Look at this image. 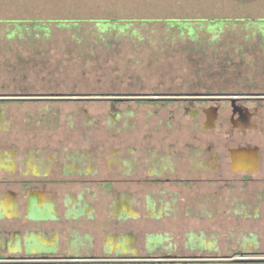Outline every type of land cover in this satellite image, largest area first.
<instances>
[{
  "label": "flooded vegetation",
  "instance_id": "obj_1",
  "mask_svg": "<svg viewBox=\"0 0 264 264\" xmlns=\"http://www.w3.org/2000/svg\"><path fill=\"white\" fill-rule=\"evenodd\" d=\"M256 23L230 37L237 51L182 53L185 74L163 91L66 94L33 74L32 92L0 99V264H264ZM91 187L99 228L71 206ZM118 197L137 218L106 215Z\"/></svg>",
  "mask_w": 264,
  "mask_h": 264
},
{
  "label": "rangeland",
  "instance_id": "obj_2",
  "mask_svg": "<svg viewBox=\"0 0 264 264\" xmlns=\"http://www.w3.org/2000/svg\"><path fill=\"white\" fill-rule=\"evenodd\" d=\"M250 21L264 25V0H0V99L38 80L66 94L163 91L185 74L182 53L237 51L227 42Z\"/></svg>",
  "mask_w": 264,
  "mask_h": 264
},
{
  "label": "crops",
  "instance_id": "obj_3",
  "mask_svg": "<svg viewBox=\"0 0 264 264\" xmlns=\"http://www.w3.org/2000/svg\"><path fill=\"white\" fill-rule=\"evenodd\" d=\"M96 187H91L90 188V192H88V196L85 194V198L86 200L83 202H79V200L74 197L73 199V203H72V210L74 213H76L77 211L80 212V215H82V218L84 217H88V218H93L95 217L96 220V224L94 223L95 226H98V228L101 226L100 222L102 223V221H104V217L99 219V212L100 210L103 208V201L102 200V204L97 200L98 198H96V191H95ZM77 193V192H76ZM100 196V195H99ZM112 197H114V194L111 195ZM107 199V198H106ZM132 216L137 218L138 217V210L133 208V205L130 204L129 202H127L123 197H118L116 198L115 201H113L110 205H108L107 207V214L109 216ZM102 220V221H101ZM127 224H134V221L127 220L126 221Z\"/></svg>",
  "mask_w": 264,
  "mask_h": 264
}]
</instances>
